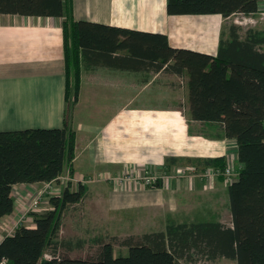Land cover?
Wrapping results in <instances>:
<instances>
[{"label": "crops", "instance_id": "obj_1", "mask_svg": "<svg viewBox=\"0 0 264 264\" xmlns=\"http://www.w3.org/2000/svg\"><path fill=\"white\" fill-rule=\"evenodd\" d=\"M69 2L62 17L0 14V131L64 125L69 74L63 23L67 16L161 32L175 48L212 55H217L225 29L219 14L169 15L167 0ZM126 61H117L116 54L81 60L80 91L72 115L76 130L73 188L82 182L87 198L83 206L78 204L66 213L61 236L73 238L82 226L101 229L97 236L103 237L164 231L170 223L218 221L232 226L229 183L222 170L194 160L223 156L228 163L232 155L238 175L242 165L237 141L213 138L212 131L206 137L196 125L190 133L185 116L187 73L137 69ZM168 158L177 161L168 162ZM210 168L217 172L212 179L205 175ZM145 173L162 177L163 185L142 184L139 179ZM68 180L66 172L55 183L14 185L15 210L0 219V241L19 225L34 226L30 212H42L51 205L44 199L47 196L42 200L44 209H32V202L44 191L61 195ZM78 218L86 226L75 223ZM70 225L76 233L66 234ZM68 253L80 257L78 250Z\"/></svg>", "mask_w": 264, "mask_h": 264}, {"label": "trees", "instance_id": "obj_2", "mask_svg": "<svg viewBox=\"0 0 264 264\" xmlns=\"http://www.w3.org/2000/svg\"><path fill=\"white\" fill-rule=\"evenodd\" d=\"M70 0H0V14L62 17ZM264 0H167L169 15H255ZM68 69L64 125L0 131V219L15 210L16 184L55 183L68 172L61 195H49L51 208L31 211L34 226L19 225L0 241V264H190L226 258L235 264H264V28L231 24L224 29L217 55L175 48L164 33L87 20H64ZM129 67L188 74L185 116L193 134L238 143L237 180L229 184L232 226L218 221L170 223L166 230L140 236H96L97 248L85 257L88 240L61 236L66 213L87 198L84 184L73 188L76 130L72 122L81 84V60L113 56ZM119 54V55H118ZM167 161H177L168 158ZM224 170L225 157L194 160ZM222 177L225 176L222 175ZM158 178L151 187H161ZM116 242L128 254L115 255Z\"/></svg>", "mask_w": 264, "mask_h": 264}, {"label": "rangeland", "instance_id": "obj_3", "mask_svg": "<svg viewBox=\"0 0 264 264\" xmlns=\"http://www.w3.org/2000/svg\"><path fill=\"white\" fill-rule=\"evenodd\" d=\"M224 28L226 30H228V27L231 24H236L238 26L241 27V34H244V32L249 29V28H254V29H263L264 28V3H262L260 10L255 14V15H251V16H245L242 14H236L233 15L232 17L228 18V19H224ZM235 163V162H234ZM237 169V164H235V170ZM237 171V170H236ZM50 194H45V196H47L44 199H48V196ZM42 200V199H41ZM40 200V203L38 205V207L40 209H44L45 208V204ZM31 214V213H30ZM69 216L73 217V214H70ZM83 218H78L74 221L75 223L78 222L79 224L81 223V225H85L86 224H82V220ZM70 221V220H69ZM68 221V222H69ZM67 222V224H68ZM73 225V224H72ZM75 225V224H74ZM72 226L70 225V227L67 229V231L65 230L66 234L68 233H76V229L75 231L72 230L71 228ZM88 228H85L84 226H82V228H77L79 235H74L73 238H77V237H81L84 238L86 240H88V244L86 245V247L83 250H79L78 253H76V255L78 256H82L85 257L89 254H91L92 252L95 251V249L97 248L95 245H91L90 243V239L94 238L95 236L101 234L103 231L101 229H92L90 226H86ZM107 240H109L110 236H104ZM126 237L125 235H122L120 238H124ZM120 254H128V249L126 247H122L119 242H116L115 245V255H120ZM189 264V263H188ZM190 264H235V262L233 261H222V260H218L215 262H210L208 260H200L198 262L195 263H190Z\"/></svg>", "mask_w": 264, "mask_h": 264}, {"label": "built area", "instance_id": "obj_4", "mask_svg": "<svg viewBox=\"0 0 264 264\" xmlns=\"http://www.w3.org/2000/svg\"><path fill=\"white\" fill-rule=\"evenodd\" d=\"M263 3H264V1H263ZM234 159H235L234 156L230 155L229 158H228V163H227L226 168H225L223 171H221L222 175L225 176V179H226V181H227L229 184H231V183H233L234 181L237 180V172H236V170H235V163H234L235 161H234ZM216 173H217V172H216L214 169L210 168V169L205 173V175L208 176L209 179H212ZM158 178H161V179H162V177H158V176H156V175L153 174V173H145V174H143V175L140 177L139 181H140L142 184L146 185V186H152ZM45 194H46V191H44V192L40 195V197H38L37 199H35V200L32 202V204H31V208H32V209H37V208H38V205H39V203H40V200H41V199L43 200V197L45 196ZM47 194H50V193H47ZM42 200H41V201H42ZM13 231H14V230H12L11 233H12Z\"/></svg>", "mask_w": 264, "mask_h": 264}]
</instances>
